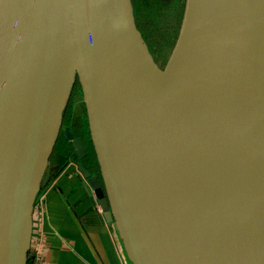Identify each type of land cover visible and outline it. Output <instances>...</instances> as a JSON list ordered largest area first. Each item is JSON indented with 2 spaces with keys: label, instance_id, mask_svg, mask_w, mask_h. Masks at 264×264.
Returning <instances> with one entry per match:
<instances>
[{
  "label": "water",
  "instance_id": "95a60500",
  "mask_svg": "<svg viewBox=\"0 0 264 264\" xmlns=\"http://www.w3.org/2000/svg\"><path fill=\"white\" fill-rule=\"evenodd\" d=\"M222 6L185 1L162 70L131 0H0V264H28L76 79L103 188L65 137L132 264H264V0H236L238 46L206 84L179 78Z\"/></svg>",
  "mask_w": 264,
  "mask_h": 264
},
{
  "label": "crops",
  "instance_id": "0c3cea01",
  "mask_svg": "<svg viewBox=\"0 0 264 264\" xmlns=\"http://www.w3.org/2000/svg\"><path fill=\"white\" fill-rule=\"evenodd\" d=\"M66 132L72 134L60 130L56 145L61 146L55 145L35 202L30 251H37L45 264H132L115 224L95 207Z\"/></svg>",
  "mask_w": 264,
  "mask_h": 264
},
{
  "label": "rangeland",
  "instance_id": "374dc122",
  "mask_svg": "<svg viewBox=\"0 0 264 264\" xmlns=\"http://www.w3.org/2000/svg\"><path fill=\"white\" fill-rule=\"evenodd\" d=\"M132 1L138 30L152 59L164 70L179 34L186 0ZM73 89L76 96L74 99L78 105L76 116L82 118L84 125L88 127L83 96L77 79L73 83L72 91Z\"/></svg>",
  "mask_w": 264,
  "mask_h": 264
},
{
  "label": "bare ground",
  "instance_id": "6f19581e",
  "mask_svg": "<svg viewBox=\"0 0 264 264\" xmlns=\"http://www.w3.org/2000/svg\"><path fill=\"white\" fill-rule=\"evenodd\" d=\"M235 2L236 0H222V17L211 29H209V31H212V35L209 32V42H207V37L206 41L201 37L199 44L197 46H192L194 50L190 56H195L200 64L194 65L197 74H189L187 71L180 68L179 73L182 75V78L180 76L179 78L181 82H184L187 86L189 85L195 88L199 86L201 82H205L206 84L207 80L213 77L211 73L215 67V65H212L213 58L222 56L221 53H225L230 49H232V54L234 48H237V32L234 19L237 15ZM192 61H194V58L191 62ZM208 67L209 73L206 72Z\"/></svg>",
  "mask_w": 264,
  "mask_h": 264
},
{
  "label": "flooded vegetation",
  "instance_id": "af4514ba",
  "mask_svg": "<svg viewBox=\"0 0 264 264\" xmlns=\"http://www.w3.org/2000/svg\"><path fill=\"white\" fill-rule=\"evenodd\" d=\"M131 2H132L133 14H134L133 1L131 0ZM134 18H135V14H134ZM136 26H137V24H136ZM137 29H138V27H137ZM77 89H79V88L77 87ZM74 98H76V96H75V90L73 89V91L70 94L69 102L67 104V107L65 109L66 111L63 114L61 130L63 128H68L69 131L72 133L74 139H80L82 141L83 146H84V150H85V156L80 161V163L83 166V168H85L87 170V172L91 173L90 170L86 167V164H87V161H88V153H87L86 145L84 144V136H83L84 134L82 133V127H86V126L83 123V119L76 116V110H77V106L78 105L75 102V99ZM87 129H88V127H87ZM61 133H62V131H61ZM70 143H71V145L73 147V153L71 151L70 152H71L72 155H74L76 157V159L78 161V156H77L76 149L74 148L73 143L72 142H69V144ZM94 176H96L99 179L98 175H94ZM99 182H100V180H99Z\"/></svg>",
  "mask_w": 264,
  "mask_h": 264
},
{
  "label": "trees",
  "instance_id": "16d2710c",
  "mask_svg": "<svg viewBox=\"0 0 264 264\" xmlns=\"http://www.w3.org/2000/svg\"><path fill=\"white\" fill-rule=\"evenodd\" d=\"M82 133L84 134L83 135L84 136V144L86 145L87 153H88V161H87L86 166L89 167V169L93 171L92 173H94V175H98L101 186L103 188V184H102V181H101V178L99 175V168H98V164L96 161V156H95L94 149H93V146H92V143L90 140V136H89L87 126L82 127ZM57 146L58 147L61 146V142H58Z\"/></svg>",
  "mask_w": 264,
  "mask_h": 264
},
{
  "label": "built area",
  "instance_id": "2783aa9c",
  "mask_svg": "<svg viewBox=\"0 0 264 264\" xmlns=\"http://www.w3.org/2000/svg\"><path fill=\"white\" fill-rule=\"evenodd\" d=\"M95 207L98 209L99 206L97 204V201L95 200V197L93 196ZM99 210V209H98ZM45 264L43 258L37 251H30L29 252V263L28 264Z\"/></svg>",
  "mask_w": 264,
  "mask_h": 264
}]
</instances>
